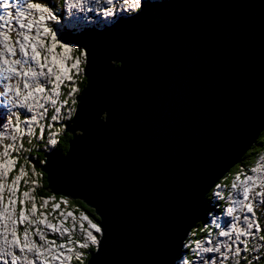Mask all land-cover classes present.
I'll list each match as a JSON object with an SVG mask.
<instances>
[{
    "label": "water",
    "instance_id": "1",
    "mask_svg": "<svg viewBox=\"0 0 264 264\" xmlns=\"http://www.w3.org/2000/svg\"><path fill=\"white\" fill-rule=\"evenodd\" d=\"M146 1L109 31L60 32L85 51L86 84L68 150L41 170L94 210L85 264H173L264 130V0Z\"/></svg>",
    "mask_w": 264,
    "mask_h": 264
},
{
    "label": "bare ground",
    "instance_id": "2",
    "mask_svg": "<svg viewBox=\"0 0 264 264\" xmlns=\"http://www.w3.org/2000/svg\"><path fill=\"white\" fill-rule=\"evenodd\" d=\"M7 1L9 7L5 8L3 3H6ZM39 1L40 0L38 1L0 0V17H1L0 22H2L3 20V23L5 24V25L0 24V26L3 27V29L7 31L9 30L10 26L8 25L9 24L8 20H10L13 21V25L11 26V28H16L15 27L16 25L17 30L15 29L16 30L15 33L18 34L19 28L17 24V18H20L22 24L27 23V25L30 26L31 25L30 22H32L33 23L32 29L34 30L33 32L37 33V40H36L37 45L35 48L29 46L27 47L26 51H24L23 50L24 37L23 36L20 37V34H18L20 41L15 40L14 42H11V44L9 45L13 49L12 51L7 50V46H4L5 50L3 54L7 59L12 57L17 58V61L13 67H10L5 61L2 60L0 56V114L3 116V118L5 117V119L11 117L10 123H8V121H4L8 127L4 129L0 128V131L2 133H4L10 128L12 131L17 130L16 127H18L19 125L17 126L15 119L18 117V115L22 112L25 113L24 115L26 116L36 114L34 112V110H36V108L38 107V105L36 104L39 103L45 105L42 101H46L48 105L53 108L54 106L52 105H54L53 104L54 102L51 100L55 98L59 86H55V88L52 89L51 82L55 81L57 82L58 85L64 82H68L66 79L67 74H65V72L62 70L64 67L71 68L70 66L72 65V63L75 62V59L78 56H76L77 50H75L76 55L74 54V51H72V55L70 53H66L67 50L70 48L69 45H72L73 43L67 44L63 42L59 31L61 25L67 26L69 29H71L70 27L75 28V31L83 30L85 27L87 28H93V27L96 28L100 26L114 27L116 23L115 21L117 19L122 18V20H124L127 19L129 15H136L137 13H139L142 10L141 2L143 0H122L124 2H122L121 0H101L104 9L110 10V12L107 13L104 12L103 14V18L106 21H108V23L104 24L103 22L104 20L100 18L101 16L100 14H94L92 11L89 12L91 16L95 18L97 17L99 18L98 24L101 25L89 24V23L84 24L80 17L75 18L71 16L65 17V19L69 23L65 21L62 24L59 23L57 25H54L52 21L57 18L56 15L60 16V14H55L53 15L52 20L50 21L51 29L49 30V32H47V29H45V26L43 25V20H47L48 18L43 19V17H46L48 14L50 15L51 11L48 8L45 9H43L42 7L37 8L35 7V5L30 4V3L36 4ZM152 1L156 2L161 0H147L146 5H151L150 3ZM14 2L17 4L16 7L13 6L12 4ZM65 2H66L67 11H70V9H72L81 16L82 13H84L85 8H88L86 3L90 2V0H65ZM124 3H131V4L127 6ZM69 4H70V8L68 6ZM113 4L117 5L116 6L117 8L115 7L113 11H117L118 14L116 15V18L112 17L111 19H107L109 18L108 15L112 11L110 7L111 6L113 7ZM132 6H134L135 8H130ZM17 7L21 8V10L24 11L23 15H21L22 19L16 13ZM91 19L93 21H96V19L94 18ZM65 23L66 25H63ZM50 32L51 33L58 32V34H55L58 38L52 37V34ZM76 34L79 33L76 32ZM83 34H87V33H83ZM0 41L3 43V45L4 44L7 45V43L2 40V37H0ZM49 41L51 42V45H56V48L51 50L49 48L50 47ZM25 44L27 45V43ZM28 44H30V42ZM11 52H14L15 54H12ZM37 52L39 54H37ZM66 55H70V56L67 57ZM72 68H77V67L73 66ZM18 71L19 73H17ZM55 74L59 75L58 80L57 78L54 79ZM14 80L20 82L18 85L19 91H16L15 89ZM85 82H86V78H85ZM41 85L47 86L44 87L46 89L45 91L41 90ZM35 88H37V90ZM29 106H31V108H29ZM76 108H77V104H76ZM28 123L30 124V126L31 125L36 126V124L32 120L28 121L27 124ZM23 126L26 127V124L21 123L19 126L20 129H22ZM30 126L29 129L31 128ZM0 148H2L1 145ZM6 149L7 148L0 150L3 153L5 152ZM52 151L54 150H51L46 153H50ZM10 163L11 161L7 159V161L3 162L2 165L0 164V256L6 258V260L4 258L0 259V264L71 263L69 258L65 259L63 257L66 256L65 253L69 252L70 250L68 245L67 247H64L63 245L60 246L56 245L54 248L49 247L50 248L49 250H45L44 249L45 241L41 236L35 233H34L35 238L30 234L24 235L23 237L20 236L19 238L20 245H29L28 248H26V246L22 248L19 247L18 243L13 240V233L12 230L10 229L13 222L12 217L19 216L20 213H16L13 209V198L15 197L16 180L11 178L10 179L6 178L9 171L7 172V175H5L4 173V170H10L8 169ZM16 163L17 161H15V163L12 165L11 168H14ZM256 163L257 162H255V164ZM244 176L246 180L237 181L239 180L237 179L235 180V182H233L232 192L230 193L229 192L224 193V185L221 184L223 183L222 180H219L218 182L219 184L217 185L215 184L216 186L214 185L215 189L213 190V195L212 193L210 195L212 204L215 206V199H216L215 195L217 196V194H219V196H221V198L225 200V203L219 205L218 207L212 206L213 209L210 210L211 214H208V216L205 217L203 222L204 224L203 227H209V230L205 231V233H208L206 234L207 237L200 241L201 242L200 245L191 246L193 249L192 248L190 249V253H191L190 256L186 257V264H211V263L220 264L222 261L226 260L225 254L227 253L230 254V260H232L233 258H235L234 256L237 251H241L242 254L246 252L245 250H243L241 238H247L249 234L252 235L256 234L257 236V232L254 230V226H255L254 220H256L255 214L249 211L248 205L256 204L257 202L260 201V199L262 202L264 201V178L261 179V183H259L260 178L262 176L264 177V160L261 159L259 164L256 165V168L251 169V172H249V174H244ZM255 176L259 177V179H257V182L253 181V177ZM20 177H22V175H20L19 178ZM214 186L212 188H214ZM250 187H252V193L248 196L247 189ZM236 199H238L239 202H236ZM21 212L23 213V211ZM26 213L30 215L28 210L26 211ZM63 217L64 216H62V218ZM200 217L202 218V215H200ZM261 219L264 220V216H261ZM64 223L67 226V223L66 222ZM261 226L264 227L262 222H261ZM94 230L95 229H93V231ZM32 240L35 242L33 243ZM40 245L43 246L40 248ZM261 246L264 247V242H261ZM38 249L41 250V253H38ZM55 250L58 251L57 253L55 252L54 254L53 252ZM260 252L263 253L261 251V248L258 249L254 248L252 251L253 254H258ZM58 253H60L61 255H58ZM219 254L221 255L220 257H218ZM54 255L56 256L53 258ZM39 257L41 258V260L39 259ZM58 257L61 258L62 260H58ZM249 258H251V256H249ZM261 258L264 259V256ZM210 260L212 261L210 262ZM241 263L246 264L247 261L242 260ZM173 264H177V262L174 261ZM254 264H258V263L254 262Z\"/></svg>",
    "mask_w": 264,
    "mask_h": 264
},
{
    "label": "rangeland",
    "instance_id": "3",
    "mask_svg": "<svg viewBox=\"0 0 264 264\" xmlns=\"http://www.w3.org/2000/svg\"><path fill=\"white\" fill-rule=\"evenodd\" d=\"M101 1V0H100ZM122 1V0H121ZM167 1H169V0H167ZM167 1H165V0H161V1H157V2H167ZM122 2H124V1H122ZM147 2V1H146ZM42 3V2H41ZM66 3V2H65ZM101 3H102V1H101ZM116 4H119V3H116ZM116 4H113V7L111 6L110 8L112 9V11H113V9L117 6ZM125 5H130L131 3H124ZM151 5H153L154 4V1H152L151 3H150ZM39 5V4H38ZM69 6V8H70V4L68 5ZM39 7L41 8H43V9H45L46 7L45 6H40L39 5ZM50 8V7H49ZM48 8V9H49ZM117 8V7H116ZM130 8H135L134 6H132V7H130ZM18 9H21V8H18L17 7V9H16V13L18 14V12H17V10ZM50 11H51V9H49ZM111 11V13H113V17L114 18H116V15L118 14V12L117 11H113L112 12ZM90 12V10H88V8H85V10H84V13H82V15L80 16V14H78L76 11H73L72 9H70V11H67L66 10V6L64 7V8H60V10L58 11V12H53V11H51V14L49 15H47L46 17H43V19H45V18H48L47 20H43V25L45 26V29H47V32H49V30L51 29V25H50V21L52 20V17H53V15H55V14H60V16H58V15H56L57 16V18L55 19V20H53L52 22H53V24L54 25H57V24H62L63 22H67V23H69L66 19H65V17H67V16H71V17H75V18H78V17H80L81 19H82V22L84 23V24H87V23H89V24H97V25H101V24H98L99 22H98V17L97 18H95V17H93V16H91V14L89 13ZM94 14H99L97 11H92ZM107 12H110V10H105V13H107ZM21 13V15H23V12H20ZM130 16H134V15H129V17ZM127 17V16H126ZM1 18V17H0ZM31 18V17H30ZM29 18V19H30ZM91 18H94V19H96V21H93V20H90ZM60 19V20H59ZM107 19H109V18H107ZM36 20V19H35ZM90 20V21H89ZM118 20H122V18H120V19H117L116 21H118ZM115 21V22H116ZM104 22V24H106V23H108V21H103ZM8 25L10 26L9 27V30L7 31V30H5V29H3V27H1L0 26V37H2V40L3 41H5L6 43H7V45L6 44H4L3 45V43L0 41V56H1V58H2V60L3 61H5L10 67H13L14 66V64L16 63V61H17V58L16 57H12V58H9V59H7L6 57H5V55L3 54L4 53V50H5V48H4V46H7V50H10V51H12L13 49L9 46L10 44H11V42H14L15 40L16 41H20L19 40V36H18V34H20V37L21 36H23L24 37V43H23V50L24 51H26V49H27V47H32V48H35L36 47V45H37V42H36V40H37V33L36 32H33L34 30L32 29L33 27H32V22H30V26L29 25H27V23L26 24H22L21 23V20H20V18H17V24H18V28H19V33L17 34V33H15V31L17 30V26L15 25V27L16 28H11V26L13 25V21H10V20H8ZM29 23V22H28ZM0 24H2V25H5L4 23H3V20H2V22H0ZM48 24V25H47ZM23 25H25V26H23ZM63 25H66V23L65 24H63ZM20 26V27H19ZM59 26V25H58ZM108 27H110V26H107V27H103V26H100V27H96L97 29H100V30H103V29H105V30H108L107 28ZM24 29V32H23V29ZM27 28V29H26ZM71 29H69L67 26H62L61 25V28L59 29V31L61 32V31H68L69 33H73V31H75V28H72V27H70ZM16 29V30H15ZM32 29V30H31ZM55 30V29H54ZM2 31V32H1ZM82 31V30H81ZM76 32H78V30H76ZM1 33L3 34V35H1ZM51 33V32H50ZM52 34V37L55 35V34H58V32H56V33H51ZM73 34H75V33H73ZM83 35H88V34H83ZM60 36V35H59ZM51 38V37H50ZM10 42V43H9ZM30 42V44H28ZM9 43V44H8ZM25 43H27V45L25 44ZM49 45H50V47L49 48H52V45H51V42L49 41ZM72 47L76 50V49H78V51H77V54H78V57H76V59H75V61H76V65H75V62L74 63H72V66H74V67H77V68H72L71 70H69L68 72H65V74H67V76L69 77V78H72V81H71V83L70 82H64V83H61L60 85H58L57 84V82H55V81H53V82H51L52 83V89L53 88H55V86H59V89L58 90H61V91H64L66 94H67V104H69L68 106H69V108L67 109V114L65 115V117L66 118H69L70 117V113H74V111H76V103H77V101H76V97L78 96V94L80 93V91H79V85H78V83L82 80V78L84 77V64H85V61H86V59H85V55H84V53L82 52L83 51V49H81V46H78V45H76L75 43H73V45H72ZM12 54H15L14 52H11ZM83 53V54H82ZM37 54H39L38 52H37ZM78 64H80L79 66H78ZM49 69H51V68H49ZM17 73H19V71L17 72ZM56 78H57V80H58V78H59V75L57 74L56 75ZM14 82H15V89H16V91H19V81H17V80H14ZM53 83H54V85H53ZM70 83V84H69ZM67 84V85H66ZM41 87H47V86H45V85H41ZM18 89V90H17ZM48 89H49V87H48ZM70 89V90H69ZM66 91H68V92H66ZM56 97V96H55ZM54 102V101H53ZM54 105H52V106H55V102L53 103ZM48 107H49V109H50V112H51V115L53 116V114H54V110H53V108L52 107H50L49 105H47ZM44 116H45V112L44 111H42L40 114H39V117L35 120L36 121V126H34V125H31L30 126V124L28 125H26V127H27V129H29V126L31 127L30 129H29V131H35L36 129H37V126H40L39 127V129L41 130L43 127H44V124L43 123H41L40 122V120H42L43 118H44ZM64 117V118H65ZM0 118H1V122H0V128L1 129H4V128H6V127H8L7 126V124H5V122L4 121H8V123H10V118L11 117H6L7 119H5V117L3 118V116L0 114ZM51 119H52V117H51ZM28 121H30V120H28ZM33 121V120H32ZM48 125H49V127L50 128H56L57 129V133L58 134H61L62 133V131H63V129H65V120L63 119V115H58V116H53V120H50L49 122H48ZM18 126V125H17ZM19 127V126H18ZM18 127H16V129H19ZM25 127V128H26ZM35 128V129H34ZM16 131V130H15ZM3 134L4 133H2L1 131H0V145H1V143H2V138H3ZM22 146L21 145H19V148H21ZM49 148V146H45V144L41 141V137H40V134H38L36 137H34V138H28V140H27V142H26V144H24V148L22 149V150H20L19 151V155L20 156H18V158H20V165L22 166V168L20 169V171H17V176L19 177L20 175H27V177H25V180H23V186H25L26 188H27V190H25L23 193H20V192H16L15 191V197L13 198V199H16V200H21V201H25L24 199L25 198H30L31 200H34V197H32V192L35 190V188L36 187H38L39 185H40V177H42V175H41V173H40V171H39V169H37L36 168V166H35V161H38L37 160V156H36V152L38 151V152H40V151H45V149H48ZM51 150V149H50ZM50 150H48L47 152H49ZM6 153V156L5 157H7V155H8V150L6 149L5 150V152H1V150H0V164L2 165L3 164V162H5V161H7V159H5L4 158V154ZM261 159H263L264 160V153L262 154V155H260L259 156V158H258V160L256 161L257 163L255 164H253V165H251V167L249 168V171H245L243 174H242V170L241 171H236L234 174H233V177H235L236 178V180L237 179H239V180H237V181H241V180H246L245 179V176H244V174H249V172H251V169H255L256 168V165H258L259 164V162H260V160ZM9 161H11V163H10V165H9V167H8V169H13V168H11L12 167V165L15 163V161H17V160H12V159H9ZM42 163H44V161H42ZM27 166V167H26ZM248 170V169H247ZM9 170H4V173H5V175H7V172H8ZM240 172V173H239ZM242 175V176H241ZM18 177H16V181H17V179H19ZM36 177L38 178V180H36ZM242 177H244V178H242ZM21 178V177H20ZM264 177L262 176L261 178H260V180H259V183H261V179H263ZM227 179V178H226ZM232 179H234V178H232V176H231V182H232ZM257 179H259V177H257V176H255V177H253V181H256L257 182ZM35 180V181H34ZM222 180V179H221ZM223 183H221L222 185H225L224 186V193H226V192H232V188L231 189H227V186L228 185H226L225 184V181H224V178H223ZM221 181V182H222ZM234 181V180H233ZM235 182V181H234ZM217 184H219V183H217ZM216 184V185H217ZM220 184V185H221ZM34 185H36V186H34ZM215 185V186H216ZM221 185V186H222ZM215 186H214V188H213V190L215 189ZM220 186V187H221ZM212 193V195H213V191L211 192ZM252 193V187H250V188H248L247 189V195L249 196L250 194ZM261 193V192H260ZM31 195V196H30ZM219 197H221V196H219ZM209 198H210V196H209ZM54 198H48V199H46V198H42V199H40V202H41V208L42 209H46V208H51L53 211H55L56 210V208H57V205H53V204H49V202H51L52 200H53ZM259 201V200H258ZM236 202H239V200L238 199H236ZM262 203V204H261ZM261 205V206H260ZM248 208L250 209V211H252V213L253 214H255V218H256V220H254V223H255V226L254 227H256V230L258 231L259 229H260V227H262L261 226V222H260V216H264V201L262 202L261 201V199H260V201L259 202H257L256 204H249L248 205ZM31 209H32V211H31ZM31 209H30V211H29V209H28V211H29V213H30V215H28L27 213H26V217H28V219L26 220V226H29L28 228L30 229V230H27V229H25V234H23V235H20V236H24V235H27V234H30V235H32V236H34V238H35V234H38L39 236H41L42 238H43V240L45 241L44 243H45V246H44V249L45 250H49L50 248L49 247H55L56 245H58V244H54V245H51L52 243L51 242H49V241H46L45 240V238L42 236V234H41V232H40V230L39 229H42V228H44L43 227V224L42 223H45L46 225H48L49 227H60L61 226V224H62V222H60L59 220H61L62 219V214H64V213H60V212H56V213H54V214H52L50 217H48V219H53L52 220V222H50V221H45L44 220V217L46 216V214L45 213H42L41 214V217L42 218H40V220H36L35 219V213H33V206L31 207ZM80 210V209H79ZM23 211V214H24V210H22ZM81 212L79 213V215L78 216H76L77 217V219L78 218H80V222L78 223V225H82V223L84 222V221H88L87 222V229H90V230H88L87 231V233L85 234V235H87V236H89L90 238H91V236H94L96 233V231L94 230H92L91 229V227H89V226H92L93 224H96V222H95V220H93V218L91 217V216H89L87 213H85V212H83L82 210H80ZM14 213V212H13ZM17 213V212H16ZM74 215V214H73ZM206 216H208V214H206ZM65 217L66 216H64L63 218V222H66L67 223V227H71V228H73V234L75 235V236H82V233H81V231L77 228H75V227H77V226H75V222H74V219H72L71 221L70 220H68L67 218L65 219ZM16 217L15 216H13L12 217V219H13V222H12V225H11V227H10V229L12 230V233H13V229H14V227H15V223H14V219H15ZM254 218V219H255ZM33 219H35V221H33ZM264 222V221H263ZM36 223V224H35ZM35 224V225H34ZM33 225H34V227H36L35 229L33 228ZM97 225V224H96ZM34 230V231H33ZM47 230V229H46ZM59 230V229H58ZM207 230H209V229H207ZM49 231H51V230H49ZM35 233V234H34ZM89 233H91V236L89 235ZM258 233V232H257ZM194 234L193 233H191V234H189L188 235V237L187 238H190V239H192V236H193ZM14 236V235H13ZM20 236H19V238H20ZM189 236H191V237H189ZM251 236V237H250ZM95 238L96 239H99L98 237H97V235H95ZM264 239V236L263 235H258V236H256V234H254V235H252V234H249L248 236H247V238H241V240H242V247H243V250H245L246 252H244L243 254L241 253V251H237L236 252V254H235V258H233V260H230V254H225V256H226V260L225 261H222L220 264H244V263H241V261L242 260H245V261H247V263L246 264H254V262H257V263H259V262H261L262 261V263L264 264V259H262L261 257H263L264 256V247H262L261 246V242H262V240ZM13 240H16L17 241V239H16V237H14L13 238ZM252 240V241H251ZM33 241V240H32ZM88 241V240H87ZM192 240H188V242H191ZM20 242V241H19ZM35 241H33V243H34ZM98 241L96 240V242L95 243H97ZM18 243V242H17ZM86 246H87V248H88V250H91L90 248H91V246H90V244L89 243H87V242H85L84 243ZM82 245V244H81ZM18 246L19 247H24V246H26V248H28L29 247V245H20V243L18 244ZM43 245H40V248L42 247ZM92 246H94V247H96V245H92ZM69 248H70V250H73L74 248L72 247V246H68ZM184 247H182V249H183ZM192 248V247H191ZM258 249V248H261V251L263 252V253H258V254H253L252 253V251H253V249ZM193 249V248H192ZM58 251V250H57ZM57 251L55 250L53 253L55 254V252L57 253ZM38 253H41V250L40 249H38ZM241 256H239V255ZM65 255L66 256H64L65 258H69V260L70 259H72V253H71V251H69V252H67V253H65ZM84 255V252H78V254H77V256H75L76 258H75V260H80V258H81V256H83ZM56 255H54L53 256V258L55 257ZM221 255L219 254L218 255V257H220ZM249 256H251V258H249ZM2 258H4L5 260H6V258L5 257H3V256H0V259H2ZM39 259L41 260V258L39 257ZM230 260V261H229ZM212 260H210V262H211ZM70 262H71V260H70ZM62 263V262H61ZM63 264V263H62ZM67 264H72V262L71 263H67ZM182 264H184L183 262H182ZM185 264H186V261H185ZM211 264H214V263H211Z\"/></svg>",
    "mask_w": 264,
    "mask_h": 264
},
{
    "label": "clouds",
    "instance_id": "4",
    "mask_svg": "<svg viewBox=\"0 0 264 264\" xmlns=\"http://www.w3.org/2000/svg\"><path fill=\"white\" fill-rule=\"evenodd\" d=\"M36 1H38V0H36ZM38 3H39L40 6H45L46 8H49V6H50L49 9H51V11H53V12H58L60 10V8H64L66 6L65 0H63V2L61 4H59L56 8H55V6H53V4L45 3L44 0H40L36 4H34V3H30V4L37 5ZM3 4H5V6H6L5 8L9 7L8 1L6 3H3ZM12 4L15 7L17 6V4L15 2L12 3ZM86 5L88 6V10L97 11L101 15L100 18L102 20L106 21L103 18V14L105 12V9H104V7H103V5L101 4L100 1H98V0H90V2L86 3ZM17 12H18V15L21 17V13L20 12H24V11L21 10V9H18ZM108 17H109V19H111L113 17V13H110L108 15ZM21 19H22V17H21ZM90 20H92V19H90ZM112 28H113V26L108 27L107 31H109ZM95 29L98 30V31H101L100 29H97V28H95ZM104 31H105V29H104ZM73 33L76 34V31H73ZM77 33H81V30H78ZM1 35H3V34L1 33ZM81 35H83V33H81ZM53 37L58 38L56 35H54ZM72 45H69L70 48L66 52V53H70L71 55H72V51H74V54H75V49L72 47ZM54 48H56V45H52V48H50V49L53 50ZM76 50L78 51V49H76ZM82 52L85 55V51L83 50ZM66 56L69 57L70 55H66ZM76 56H78V54ZM75 65H76V61H75ZM79 65L80 64H78V66ZM70 67H73V66L71 65ZM71 69L72 68H65L64 67L62 71L68 72ZM66 79H67L68 82L71 83L72 78H69L67 76ZM41 88H43V87H41ZM35 89L37 90V88H35ZM66 92H68V91H66ZM51 101L55 102V106L53 107V110H54L53 116L55 117V116H58V115H63V119L65 121H69L70 122L72 120L74 114H75V111H74V113H70V117L69 118L65 117V115L67 114V109L69 108V106H68L69 104H67V94L64 91L57 90L56 97L53 100H51ZM42 102L45 105H48V103L46 101H42ZM36 105H38L36 110H34V112L36 114L27 115L26 116V115H24L25 113L22 112V113H20L18 115V117L15 120H16V124L19 125V126H20L21 123L26 124L27 123V119H29V118L32 119L33 122L36 124L35 120L39 117V114L42 111H44L45 112V116H44V118L42 120H40V122L44 124V127L41 130L39 129L40 126H37L36 131H29L27 128H25L23 126L22 129L19 128L16 131H12L11 128H10L7 131H5L4 134H3L2 143H1V147L2 148H0V149L7 148V150H8V157H5L6 156V153H5L4 154V158L5 159L17 160V163L15 164V167L13 169L9 170V173L6 176L7 179H10V178L11 179H16V177H18L17 176V171H20V169L22 168V166L20 165V158H18V156H20L19 155V151L24 148V144H26L28 138H34L38 134H40L41 141L45 144V146H49V148L45 149V151H43V153H46L48 150H50L52 148H55V146L58 143L59 134L57 133V129L56 128H50L49 125H48V122L50 120H53V116L51 115L49 107L45 106L43 104H39V103L36 104ZM29 108H31V106H29ZM51 117H52V119H51ZM19 145H21L22 147L19 148ZM44 164H45V161H44V163H42V166ZM249 168H247L248 170L247 169L242 170L241 171L242 174L245 171H249ZM231 176H232V178H234V179H232V182H231ZM231 176H230L229 180H226V182H225V184L228 185L227 189H231L233 182L236 180V178L233 177V175H231ZM25 177H27V175H22L21 178L18 177L19 179H17L16 184H15V188H16L15 191L16 192L23 193L25 190H27V188L25 186H23V180H25ZM36 180H38L37 177H36ZM34 186H36V185H34ZM36 188L32 192V197H34V200H31L30 198H25L24 199L25 201L13 199V209H14L15 212L20 213L19 216H16V218L14 219V223L15 224L18 223V224H20V226L16 227V225H15V227L13 229V235H14L13 238L14 237L17 238L20 235L25 234V229L30 230L28 228L29 226H26V220L28 219V217H26V211L28 209L30 211L32 206H33V209H34L33 213H35V219L37 221L40 220V218H42L41 217L42 213L46 214V216L44 217V220L46 222L47 221L52 222L51 219H48V217H50L52 214H54L56 212L64 213L61 216H66L65 219L67 218L70 221L72 219H74V222H75L74 224H75V226H77L75 228L76 229L78 228L81 231V233H82L81 237L80 236H74L73 228L66 226V224L63 222L64 218L59 220L60 222H62L60 227H49L45 223H42L44 228L39 229V230H40L42 236L45 238L46 241L52 242V240H53L51 245L58 244L59 246L63 245L64 247H67V245H68V246H72L74 248L73 250H69L72 253V259H70L72 264H75V261H79V262H82V263L85 262L86 263V261L88 260V258L90 256V253L98 248L100 235H101L102 231L99 232V233L95 232L96 233L95 235H97V237L99 239H96L98 241L97 243H93L92 239L89 236L85 235L87 233V231L90 230V229H87V222L88 221H84L82 223V225H78V223L80 222V218L77 219L76 216H78L79 213L81 212L79 209L73 208L72 205H70L68 200L61 199V198L60 199H53L51 202H49V204L57 205V208H56L55 211H53L51 208L42 209L41 208V202H40V199H42V198L38 196V194L36 192ZM215 197H216V199H215V206L216 207H218L219 205H222V204L225 203L224 202V203L221 204V202H220V198L221 197H219V194H217V196L215 195ZM67 198H69V197H67ZM46 199H48V198H46ZM69 199H71V198H69ZM210 203H211V208L209 209L207 214H211L210 210L213 209L212 206L215 207L212 204L211 200H210ZM22 210H24V214L21 212ZM31 211H32V209H31ZM249 211H250V209H249ZM250 212H252V211H250ZM35 219H33V221H35ZM96 224H97L98 227H100L98 222H96ZM34 225H33V228L35 229L36 227H34ZM203 226H204V224L199 226V229H198V227L195 228V232L198 229V233L194 232L193 233L194 235L192 236V239L187 238L188 240H192V241L191 242H188V240L185 241V243L183 245L184 248L182 249V252L178 256V258L175 260L177 262V264H180L182 262L185 264L186 257L190 256V254H191L190 253L191 246L200 245L201 244L200 241L207 237L206 234H208V233H205V231L207 229H209V227H203ZM89 227H91V229L93 228L92 226H89ZM49 230H51V231H49ZM254 230L256 232H258L257 236L258 235H264V227H260V229L258 231L256 230V227H254ZM14 241L18 242V244H19V240L18 241L14 240ZM85 242L90 244V246H91L90 249L91 250H88L87 246L84 244ZM262 242H264V239L262 240ZM92 245H96V247H94ZM78 252H84V255L81 256L80 260H75V258H76L75 256H77ZM58 255H61V254L58 253ZM65 259H68V257L65 258ZM58 260H62V259L58 257Z\"/></svg>",
    "mask_w": 264,
    "mask_h": 264
},
{
    "label": "trees",
    "instance_id": "5",
    "mask_svg": "<svg viewBox=\"0 0 264 264\" xmlns=\"http://www.w3.org/2000/svg\"><path fill=\"white\" fill-rule=\"evenodd\" d=\"M44 2L47 4H53V6H55V8H56L59 4H61L63 2V0H44ZM85 84H86L85 77H83L82 80L78 83L79 91H81V89L85 86ZM0 122H1V118H0ZM68 123H69V121H65L66 125ZM70 138H71L70 133H68L65 129H63L62 133L59 134L57 145L55 146V148H53L51 150L66 152L69 148ZM262 153H264V130L260 133L259 137L252 144V146L242 155V157L240 158L238 163L230 169L228 174H226L223 177L224 181L229 180L230 176L233 175L236 171H241V170L249 168L251 165H253L257 161L259 155H261ZM36 156H37L38 161H35V166L37 169H39V171L42 175V177H40V185L36 188V192H37L38 196L41 198H51L52 197L54 199H60V198L66 199L69 201L70 205H72L73 208L80 209L95 219V216L93 215L94 210L89 208L82 201L69 199L67 197L57 195L52 191V188L50 187V184L47 181L46 174L41 170L42 161L45 160V153H43L42 151L36 152ZM212 191H213V188L205 196L203 210L201 213L202 218H201L200 222L197 223L196 227H194L192 229L191 233H194L195 228L198 227V229H199V226H201L203 224L204 219L206 217V214L208 213L209 209L211 208V203H210L211 197L209 198V196L211 195ZM260 220L264 226V222H263L264 220L261 219V216H260ZM198 229L195 233H198ZM84 263L85 262L82 263L79 261H75V264H84ZM258 264H263V263L261 261Z\"/></svg>",
    "mask_w": 264,
    "mask_h": 264
},
{
    "label": "snow or ice",
    "instance_id": "6",
    "mask_svg": "<svg viewBox=\"0 0 264 264\" xmlns=\"http://www.w3.org/2000/svg\"><path fill=\"white\" fill-rule=\"evenodd\" d=\"M35 7L39 8V5L37 4V5H35ZM92 227H93V229H95V231H96L97 233H99V232L102 231V228H101V227H98L96 224H93ZM89 235L91 236V233H89ZM91 239H92V242H93V243L96 242V238H95V236H91Z\"/></svg>",
    "mask_w": 264,
    "mask_h": 264
}]
</instances>
